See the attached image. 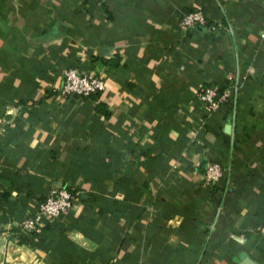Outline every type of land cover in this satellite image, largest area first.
Instances as JSON below:
<instances>
[{"label": "crops", "instance_id": "1", "mask_svg": "<svg viewBox=\"0 0 264 264\" xmlns=\"http://www.w3.org/2000/svg\"><path fill=\"white\" fill-rule=\"evenodd\" d=\"M194 7L205 22L180 28ZM67 66L104 88L61 94ZM247 67L236 101L207 116L199 86ZM56 186L73 200L31 243L19 224ZM244 256L264 264V0H0V261Z\"/></svg>", "mask_w": 264, "mask_h": 264}, {"label": "built area", "instance_id": "2", "mask_svg": "<svg viewBox=\"0 0 264 264\" xmlns=\"http://www.w3.org/2000/svg\"><path fill=\"white\" fill-rule=\"evenodd\" d=\"M204 22L205 13L200 7H194L183 12L177 19V25L180 28L192 27ZM216 26H221V23L218 22ZM248 69L249 67L244 71L236 70L232 73H227L220 87L214 84H202L199 86L195 91V97L201 102L207 116L215 111L221 103L236 101L239 86L243 78L246 77ZM103 88L104 81L100 75L79 71L74 66H67L64 69L63 80L58 87L61 94L73 95L79 98L99 92ZM222 175V163L219 160H208L201 173V184L211 188L218 183ZM72 200L73 195L66 187H52L46 196L36 203L34 214L24 217L19 225L24 230L36 231L39 229L42 218L51 220L58 214L65 212ZM220 210L221 204H215L214 211H216V214ZM0 264H3L2 261H0Z\"/></svg>", "mask_w": 264, "mask_h": 264}, {"label": "trees", "instance_id": "3", "mask_svg": "<svg viewBox=\"0 0 264 264\" xmlns=\"http://www.w3.org/2000/svg\"><path fill=\"white\" fill-rule=\"evenodd\" d=\"M109 62H110L111 64L115 65V64H117V62H118V58H117V57H113L112 59L109 60ZM212 84L217 85L218 87H220V83H212ZM95 93H97V92H95ZM95 93H91V94H89V95L91 96V95H94ZM89 95H88V96H89ZM85 97H87V96H85ZM81 98H82V97H81ZM95 107H96V109L102 111L104 114H107V112H106L105 109H104L103 104L100 103L99 101L95 104ZM214 187H215V185H214L213 187H211V188L206 187V188L208 189L209 194L212 193ZM68 190H69V189H68ZM69 191L72 193V195H74L73 191H71V190H69ZM217 200H218V199H217ZM52 220H53V219H51V220H46L45 223L43 224V227H42V228H44V229H50V228H52V227H51V226H52ZM23 230H24V229H23ZM26 231H27L28 234H29V236L26 235V236H27V237H26V240L32 243L31 236H32L33 233H34V230H25V231H23V232H26Z\"/></svg>", "mask_w": 264, "mask_h": 264}, {"label": "water", "instance_id": "4", "mask_svg": "<svg viewBox=\"0 0 264 264\" xmlns=\"http://www.w3.org/2000/svg\"><path fill=\"white\" fill-rule=\"evenodd\" d=\"M241 264H258L256 261H254L251 257L249 256H244L241 260H240Z\"/></svg>", "mask_w": 264, "mask_h": 264}]
</instances>
